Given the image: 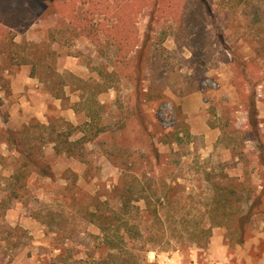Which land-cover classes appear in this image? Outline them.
Listing matches in <instances>:
<instances>
[{
    "label": "rangeland",
    "instance_id": "374dc122",
    "mask_svg": "<svg viewBox=\"0 0 264 264\" xmlns=\"http://www.w3.org/2000/svg\"><path fill=\"white\" fill-rule=\"evenodd\" d=\"M155 1L134 18L139 42L123 61L115 38L101 32L115 16L90 17L87 26L100 32L94 40L78 18L61 15L71 3L0 0V264H94L108 250L92 212L113 213L130 186L172 201L160 209L161 242L147 245L140 264H264V220L242 245H230L223 227L209 239L201 231L209 172L261 189L246 95L254 92L264 143V0H205L208 19L198 0H169L178 16L159 22ZM234 59L258 64L244 79ZM67 121L86 139L79 158L55 154ZM69 168L76 182L70 172L64 179ZM141 213L129 222H156Z\"/></svg>",
    "mask_w": 264,
    "mask_h": 264
},
{
    "label": "trees",
    "instance_id": "16d2710c",
    "mask_svg": "<svg viewBox=\"0 0 264 264\" xmlns=\"http://www.w3.org/2000/svg\"><path fill=\"white\" fill-rule=\"evenodd\" d=\"M88 1L91 5V13L94 15L96 12H105L110 16H115L117 22L112 24L110 27L101 28L103 33L107 35H112L115 38L119 57L125 61L130 55L131 51L138 45L139 38L136 37L135 22L134 18L139 15L142 9L146 7V0H81ZM169 0H156L154 3L153 12L151 13V18L154 21H160L161 18L167 15L178 16L176 10L174 9L173 3H169ZM198 7L200 13L206 15L207 19L212 17L211 12L207 6L205 0H198ZM90 16L80 19L82 24L81 31L87 33L88 36L94 40H100L99 28H95L90 24ZM189 20V19H188ZM85 23V24H84ZM199 24V25H198ZM190 28L193 34L196 36L200 35L204 29V24L198 20L195 23V27ZM128 28L127 32L124 29ZM131 28V29H130ZM198 38V37H196ZM234 64L236 72L241 78H248V70L252 66L257 65V62L253 60H247L243 62H238L234 59ZM34 66L38 65V62L33 63ZM239 64V66H238ZM240 67V68H239ZM264 74V71H263ZM248 81V80H247ZM247 101L249 103V126L254 130L256 134V142L258 143L259 153L257 155L258 163L262 166V173L259 178L262 180L261 189L258 191L257 185L250 186L247 185L246 180H241L237 178H232L223 180L222 177L216 176L212 171L208 173L207 177H210L212 183V195L205 210L207 217L208 226L201 225V231L208 234V239L212 235V230L215 227H223L226 229L227 241L230 245H242L247 239L254 235V230L256 227L257 220H264V143L259 138L258 131V120H257V107L255 101L254 92L246 95ZM91 121L96 120V116L92 115ZM65 128L59 134L62 136L61 142H57L54 145V150L56 155L65 154L69 157L79 158V150L83 148V143L86 140L85 136L76 137V129L79 126L73 125L71 122L67 121L65 123ZM1 129V128H0ZM102 128L98 129L94 135L98 136L99 133L103 131ZM12 132L9 131L8 139L9 142L14 143L16 137L11 135ZM78 153V154H77ZM35 160H31V165L37 166ZM16 173V178L22 177L23 169ZM44 175V170L37 168L36 172ZM66 172H70L74 177V182L77 181V172L71 168L65 171L63 177L66 179ZM21 175V176H20ZM247 180H251L247 178ZM145 190V189H144ZM169 193L155 192L153 194H148L142 191L141 194H135L133 188L130 186L124 189L120 197V206L114 209V212L107 214L97 207L93 210V219L101 231V237L103 235L104 244L107 245L108 253L106 256H100L94 262V264H110L111 258L123 257L122 264H140L139 259L142 251L149 250L148 244H156L161 242V233H164L165 225L158 221L160 217V209L165 208V200L168 201V206L171 204L169 198ZM145 201V209L141 210L140 206L137 205L139 200ZM155 202L159 204L156 205ZM172 206V204H171ZM144 214H152L156 220L152 221L147 227L142 226L141 222L130 223L129 219H135L134 215L139 216ZM122 222V223H121ZM160 227H157V226ZM193 235L198 233L199 223L193 225ZM192 241L200 243L197 237H192Z\"/></svg>",
    "mask_w": 264,
    "mask_h": 264
},
{
    "label": "crops",
    "instance_id": "0c3cea01",
    "mask_svg": "<svg viewBox=\"0 0 264 264\" xmlns=\"http://www.w3.org/2000/svg\"><path fill=\"white\" fill-rule=\"evenodd\" d=\"M56 1L57 2L59 1L61 5L68 4V6H69V3H71L75 6L73 9L69 8V11L65 10V8L64 9L62 8L61 9V15L63 17H66L69 19L78 18L80 20V19H84L87 16H90V17L94 16V15L90 14L91 13L90 12L91 11V5L88 3V1H86V2L81 1V0H56ZM80 4H83L85 7L83 8V12L78 13L76 9H77V6Z\"/></svg>",
    "mask_w": 264,
    "mask_h": 264
}]
</instances>
